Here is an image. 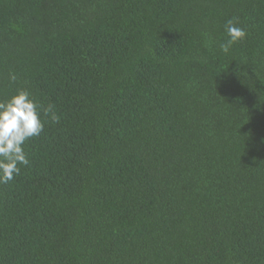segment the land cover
Segmentation results:
<instances>
[{
  "label": "trees",
  "instance_id": "obj_1",
  "mask_svg": "<svg viewBox=\"0 0 264 264\" xmlns=\"http://www.w3.org/2000/svg\"><path fill=\"white\" fill-rule=\"evenodd\" d=\"M18 88L60 119L0 184V264H264V0H0Z\"/></svg>",
  "mask_w": 264,
  "mask_h": 264
},
{
  "label": "clouds",
  "instance_id": "obj_2",
  "mask_svg": "<svg viewBox=\"0 0 264 264\" xmlns=\"http://www.w3.org/2000/svg\"><path fill=\"white\" fill-rule=\"evenodd\" d=\"M225 31L228 39L219 47L227 54L234 43L246 38L247 32L233 19L227 21ZM8 79L15 83L18 76L10 71ZM45 118L56 123L60 116L51 104L42 108L26 89L18 88L6 100H0V184L12 181L21 174V165L30 164L24 145L30 138L41 134Z\"/></svg>",
  "mask_w": 264,
  "mask_h": 264
}]
</instances>
